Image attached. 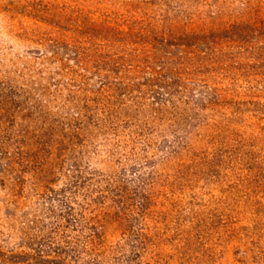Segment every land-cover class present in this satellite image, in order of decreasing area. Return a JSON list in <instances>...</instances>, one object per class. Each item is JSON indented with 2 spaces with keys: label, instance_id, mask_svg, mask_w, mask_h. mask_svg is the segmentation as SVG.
Returning a JSON list of instances; mask_svg holds the SVG:
<instances>
[{
  "label": "rangeland",
  "instance_id": "1",
  "mask_svg": "<svg viewBox=\"0 0 264 264\" xmlns=\"http://www.w3.org/2000/svg\"><path fill=\"white\" fill-rule=\"evenodd\" d=\"M260 20L264 0H0V264H89V229L105 264H264V38L226 32Z\"/></svg>",
  "mask_w": 264,
  "mask_h": 264
},
{
  "label": "trees",
  "instance_id": "2",
  "mask_svg": "<svg viewBox=\"0 0 264 264\" xmlns=\"http://www.w3.org/2000/svg\"><path fill=\"white\" fill-rule=\"evenodd\" d=\"M261 27L259 29L255 27H250L248 25H243L239 28L236 29H226V32L229 34V38L232 42L238 43L239 46L248 47V39L250 38L251 35L255 34L254 32L258 33L259 36L264 38V21H261ZM166 39L162 40L163 46H168L169 43H166ZM147 68H151L150 65H147ZM169 68H163L161 72H158V74H165ZM91 233H89L87 236H85V240L83 244L81 245V253L84 256V258L88 259L89 264H105L106 258L109 256L110 252H107L104 249H101V244H100V237H101V230L96 229V230H91ZM119 247V246H118ZM116 247V249L118 248ZM114 249V252H117V250ZM112 251V252H113ZM139 255L137 252L134 250L132 252V256L126 257L124 259L125 264H142L141 261H135L133 257H138ZM116 257H113L115 260ZM2 264H7V263H2Z\"/></svg>",
  "mask_w": 264,
  "mask_h": 264
}]
</instances>
